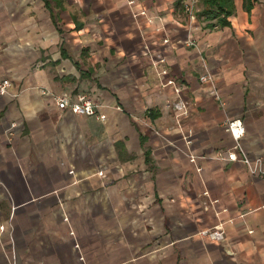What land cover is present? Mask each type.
<instances>
[{
  "label": "crops",
  "instance_id": "0c3cea01",
  "mask_svg": "<svg viewBox=\"0 0 264 264\" xmlns=\"http://www.w3.org/2000/svg\"><path fill=\"white\" fill-rule=\"evenodd\" d=\"M183 2L0 0V264H264V177L217 157L231 118L264 157V0Z\"/></svg>",
  "mask_w": 264,
  "mask_h": 264
},
{
  "label": "built area",
  "instance_id": "2783aa9c",
  "mask_svg": "<svg viewBox=\"0 0 264 264\" xmlns=\"http://www.w3.org/2000/svg\"><path fill=\"white\" fill-rule=\"evenodd\" d=\"M200 0H184L183 8L184 11L192 15L195 13L197 5ZM199 80L201 83H209L216 87V82L214 76L210 73H204L199 76ZM169 83H173L172 80ZM12 87V83L10 80H2L0 81V94H8L10 88ZM41 93L46 95L50 94L54 104L57 108L61 110H69L71 113L75 115H84V116H96L100 120L105 119V115L97 112L98 105L94 102V100L86 93H77L74 98L70 99L67 96H61L53 93H49L48 90L42 89ZM215 96L217 100L223 103V100L216 89ZM176 107L180 110H184L186 108V104L183 101H180L176 104ZM187 113V111H184ZM12 124L11 127H13ZM226 130L230 132L233 139L235 140V146L226 151H218L217 157L218 159L227 160L231 162L239 161L247 166L249 172L252 175L264 177V157H259L256 159H251L240 143V138L245 134V125L241 118H231L226 123ZM191 160L195 161V156H191ZM4 229L3 226L0 227ZM202 234L208 236L212 240L220 241L224 239V231L221 227H215L212 230H204ZM12 264H17L16 256L12 257Z\"/></svg>",
  "mask_w": 264,
  "mask_h": 264
},
{
  "label": "trees",
  "instance_id": "16d2710c",
  "mask_svg": "<svg viewBox=\"0 0 264 264\" xmlns=\"http://www.w3.org/2000/svg\"><path fill=\"white\" fill-rule=\"evenodd\" d=\"M204 5L203 13L211 19H217L221 25L229 23L228 16L234 11L233 0H201Z\"/></svg>",
  "mask_w": 264,
  "mask_h": 264
},
{
  "label": "rangeland",
  "instance_id": "374dc122",
  "mask_svg": "<svg viewBox=\"0 0 264 264\" xmlns=\"http://www.w3.org/2000/svg\"><path fill=\"white\" fill-rule=\"evenodd\" d=\"M179 91V89L177 88L176 89V92H178ZM176 104L177 103H175L174 105H173V107H174V109L176 110V111H179V113L177 114V117L179 118V119H181V118H183L182 116H184V115H186V113H184V110H180V109H178L177 107H176ZM180 123V122H179ZM98 174L99 175H102V172H98Z\"/></svg>",
  "mask_w": 264,
  "mask_h": 264
}]
</instances>
